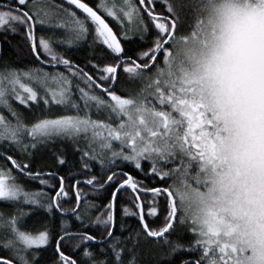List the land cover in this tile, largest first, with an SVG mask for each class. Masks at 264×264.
Wrapping results in <instances>:
<instances>
[{"label": "snow or ice", "instance_id": "6c2138e0", "mask_svg": "<svg viewBox=\"0 0 264 264\" xmlns=\"http://www.w3.org/2000/svg\"><path fill=\"white\" fill-rule=\"evenodd\" d=\"M0 264H264V0H0Z\"/></svg>", "mask_w": 264, "mask_h": 264}, {"label": "trees", "instance_id": "16d2710c", "mask_svg": "<svg viewBox=\"0 0 264 264\" xmlns=\"http://www.w3.org/2000/svg\"><path fill=\"white\" fill-rule=\"evenodd\" d=\"M90 3H94L95 0H89ZM13 43L14 44H22V41L20 40L19 37H16L13 39ZM17 52L19 53L18 56H14L15 58L19 59L22 63H28L31 61L32 57L28 52V49L26 47H21L20 49H17ZM86 52V45L82 48H80L79 50H72L71 51V55H73L78 62H81L83 59V56L85 55ZM48 163H51V161L49 160ZM68 166H64V168L61 169V174H66L65 173V169ZM22 181L25 183V185L29 188H38L39 187V183L38 181H29L27 178H23L22 177ZM66 183H70V181H66ZM81 187H83L84 192L88 193V199L90 200H95L97 203H105L106 202V198L108 196V192L102 193V194H93L89 188H87L86 186L81 185ZM110 191V190H109ZM117 215L119 216V212L117 213ZM48 217V214L46 212H44L43 210H40L39 212H36L34 215H32V219L29 220V225L32 227L38 226L40 223H43L45 218ZM126 224H131V225H135V218H128L125 220ZM52 253V249L48 248L47 251L44 253L45 257L50 256Z\"/></svg>", "mask_w": 264, "mask_h": 264}]
</instances>
